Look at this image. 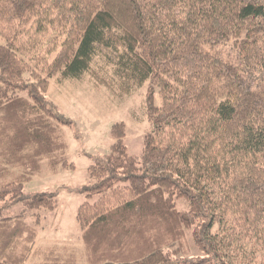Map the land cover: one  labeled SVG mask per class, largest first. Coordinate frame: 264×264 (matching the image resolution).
Wrapping results in <instances>:
<instances>
[{
    "label": "trees",
    "instance_id": "trees-1",
    "mask_svg": "<svg viewBox=\"0 0 264 264\" xmlns=\"http://www.w3.org/2000/svg\"><path fill=\"white\" fill-rule=\"evenodd\" d=\"M43 4L45 16L55 13L50 23L67 28L48 78L79 79L105 47L124 92L149 83L142 167L117 122L110 152L88 168L95 182L84 192L100 197L82 204L76 221L89 264H264V0ZM43 4L0 0V20L38 19ZM14 49L11 40L0 45V164L24 174L0 185V264H24L36 238L22 217H2V209L21 200L30 211L54 210L53 194L24 198V184L43 158L54 169L69 166L55 134L72 125L46 98L44 79L23 81L27 66ZM181 200L187 210L177 209ZM187 232L201 253L196 260L168 251L178 244L187 252ZM51 258L38 264H77Z\"/></svg>",
    "mask_w": 264,
    "mask_h": 264
},
{
    "label": "rangeland",
    "instance_id": "rangeland-1",
    "mask_svg": "<svg viewBox=\"0 0 264 264\" xmlns=\"http://www.w3.org/2000/svg\"><path fill=\"white\" fill-rule=\"evenodd\" d=\"M48 7L44 4L38 7L40 17H32L26 23L11 24L0 20V45H5L8 40L14 42L18 58L27 66L23 81L44 79L47 82L46 98L62 117L72 122L71 126H57L55 134L67 145L65 157L69 166L54 169L49 160L43 158L38 173L24 184V198L37 193L53 194L56 203L54 210L30 211L21 200H14L1 212L2 217H22L36 232L24 264L43 263L47 257L52 260L54 255H61L66 260L72 258L77 264H89V254L80 239L81 231L76 221L78 208L85 202L93 204L100 197H88L84 192L85 187L95 182L88 168L101 162L110 152L114 142L111 127L117 122L125 126L123 143L127 154L142 167L144 136L151 131L146 113L149 83L137 87L131 93L124 92L114 75L115 54L105 47L96 48L90 70L79 79H62L59 72L48 78L47 73L61 50L67 29L57 23H50L49 18L54 17L55 13L51 11V17L45 16L43 13L48 14L45 12ZM155 95L156 104L161 106L160 94ZM21 174H24L22 166L12 167L4 161L0 164V185L15 182ZM183 201L177 203V209L184 211L188 206ZM30 234L33 235V232L30 231ZM183 246L187 252H182L178 244L171 246L168 251L187 260L201 257V253L193 246L190 232H187ZM21 250L19 247L17 252Z\"/></svg>",
    "mask_w": 264,
    "mask_h": 264
}]
</instances>
